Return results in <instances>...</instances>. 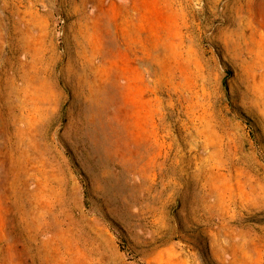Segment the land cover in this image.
I'll list each match as a JSON object with an SVG mask.
<instances>
[{
  "label": "rangeland",
  "instance_id": "obj_1",
  "mask_svg": "<svg viewBox=\"0 0 264 264\" xmlns=\"http://www.w3.org/2000/svg\"><path fill=\"white\" fill-rule=\"evenodd\" d=\"M0 264H264V0H0Z\"/></svg>",
  "mask_w": 264,
  "mask_h": 264
}]
</instances>
